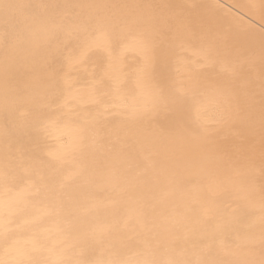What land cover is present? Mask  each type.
I'll list each match as a JSON object with an SVG mask.
<instances>
[{
    "label": "snow or ice",
    "instance_id": "snow-or-ice-1",
    "mask_svg": "<svg viewBox=\"0 0 264 264\" xmlns=\"http://www.w3.org/2000/svg\"><path fill=\"white\" fill-rule=\"evenodd\" d=\"M17 8L22 25L0 20V264H264V0Z\"/></svg>",
    "mask_w": 264,
    "mask_h": 264
},
{
    "label": "bare ground",
    "instance_id": "bare-ground-1",
    "mask_svg": "<svg viewBox=\"0 0 264 264\" xmlns=\"http://www.w3.org/2000/svg\"><path fill=\"white\" fill-rule=\"evenodd\" d=\"M189 1L190 2H197V0H189ZM19 2H20V0H3V2H0V20H2L3 18H5V16H7L17 26L22 25L24 23L23 14L17 8V4ZM207 2L212 3L213 1L211 2L210 0H207ZM214 2H215V0H214ZM222 3H223V1H222ZM231 4H233V3H231ZM187 151L189 154H191L190 149ZM178 176L182 180H184V179L188 178V173L180 171L178 173ZM242 179H246V177H242ZM212 190L218 192V195L214 198L217 201H223V200H227L229 198L228 193L226 191H224L223 189H212ZM209 191H210L209 188L207 186H205L202 189L201 195L199 197V203L192 205L191 211L188 214L190 216L191 220L194 221V220L198 219L199 217L203 216V211H204V207L206 206V202H207V200L212 198V197H210ZM252 219H253V213L248 209H243V211L241 212L240 224L234 225V228L236 230H239L241 232V234H243V227L242 226L244 224L250 223ZM211 223L212 222L210 221L209 224H211ZM259 227H260V225H259V222L257 221V223L255 225V230L258 231Z\"/></svg>",
    "mask_w": 264,
    "mask_h": 264
},
{
    "label": "rangeland",
    "instance_id": "rangeland-1",
    "mask_svg": "<svg viewBox=\"0 0 264 264\" xmlns=\"http://www.w3.org/2000/svg\"><path fill=\"white\" fill-rule=\"evenodd\" d=\"M186 1V0H185ZM212 3H216V2H219V3H222V1H223V3L222 4H224V5H226V6H230V5H232L231 3H233V4H235V2L233 1V0H215V2H214V0H210ZM188 2H190L189 0H188ZM191 3V2H190ZM230 4V5H229Z\"/></svg>",
    "mask_w": 264,
    "mask_h": 264
},
{
    "label": "flooded vegetation",
    "instance_id": "flooded-vegetation-1",
    "mask_svg": "<svg viewBox=\"0 0 264 264\" xmlns=\"http://www.w3.org/2000/svg\"><path fill=\"white\" fill-rule=\"evenodd\" d=\"M187 2H188V0H186ZM185 0H184V2H186ZM235 3H240V2H243V0H233ZM237 1V2H236Z\"/></svg>",
    "mask_w": 264,
    "mask_h": 264
}]
</instances>
